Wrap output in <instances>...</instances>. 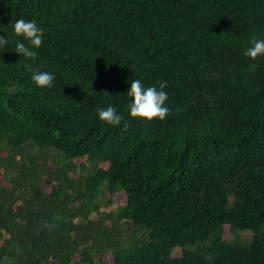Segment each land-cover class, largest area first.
Segmentation results:
<instances>
[{"label":"trees","instance_id":"16d2710c","mask_svg":"<svg viewBox=\"0 0 264 264\" xmlns=\"http://www.w3.org/2000/svg\"><path fill=\"white\" fill-rule=\"evenodd\" d=\"M20 17L45 29L35 59ZM7 34L0 264H264V55L243 54L264 0H0ZM137 78L168 81L166 118L130 116ZM110 103L119 125L95 111Z\"/></svg>","mask_w":264,"mask_h":264},{"label":"clouds","instance_id":"9594fccd","mask_svg":"<svg viewBox=\"0 0 264 264\" xmlns=\"http://www.w3.org/2000/svg\"><path fill=\"white\" fill-rule=\"evenodd\" d=\"M12 34L16 37L12 44L15 52L24 58L35 59L38 56V49L45 39V29L36 19L18 18L12 24ZM10 38L7 34L0 35V48L8 46ZM243 54L250 58L264 55V38L253 35L249 46L245 47ZM31 79L37 86L50 87L55 81V74L51 71H41L33 69ZM157 84L145 85L142 79H133L128 88L127 94L131 97L127 105L128 112L133 118H141L151 121L154 118L164 119L170 112V107L166 103L169 93L165 90L167 80H161ZM95 111L99 119L111 125H119L123 119L122 114L114 104L98 106ZM130 122H125L127 128Z\"/></svg>","mask_w":264,"mask_h":264},{"label":"rangeland","instance_id":"374dc122","mask_svg":"<svg viewBox=\"0 0 264 264\" xmlns=\"http://www.w3.org/2000/svg\"><path fill=\"white\" fill-rule=\"evenodd\" d=\"M22 152L25 153V149H23ZM31 152H36V149H35V148L31 149ZM10 153H11L10 148L5 147V146L2 144L1 149H0V158H5L7 155H10ZM45 157L49 159V164H50V165L53 164L54 160H58L59 163L61 162L60 159H59V157L57 156L56 152H54V151L49 152V153L47 152ZM17 159H18V157L16 156V157H15V161H16ZM78 161H79L78 159H74V160H73V162H76V163H78ZM0 184H1L2 186H9V181H8V179L5 177V173H4V169H3V168H0ZM41 186H42L44 189L49 190V187H48L44 182H41ZM106 196H107V194H106V193H103V195H102L101 198H100V203H99V204H100V211H102V212L112 211V210L116 209L117 206H120V205H122V203H123V198H124V196H123V194L121 193V194H119V195L117 196V201H116V203H114V204H113L112 206H110V207H107V206L105 205V204H106ZM90 217L95 219V218H96V214L93 213V214L90 215ZM127 227H129V226H128L127 224H125V225H124V228H127ZM178 253H179V250H178V249H174V250L172 251L171 255H172V256H177ZM106 257H107V256H106ZM106 261H107V260H106ZM107 263H108V261H107Z\"/></svg>","mask_w":264,"mask_h":264}]
</instances>
